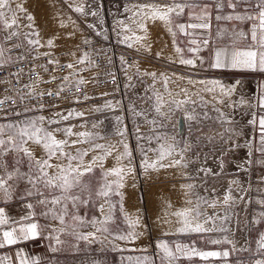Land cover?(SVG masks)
Segmentation results:
<instances>
[{
	"label": "rangeland",
	"instance_id": "1",
	"mask_svg": "<svg viewBox=\"0 0 264 264\" xmlns=\"http://www.w3.org/2000/svg\"><path fill=\"white\" fill-rule=\"evenodd\" d=\"M30 1L13 0L11 4L13 10H16L17 4H22L26 10V12L17 11L18 27H16V30L19 36L14 38L13 41L4 42L5 47L10 49V51L6 52V56H10L11 60V55L14 51H34L42 54L74 52L77 48L93 43L98 39L103 41L113 40L134 56L131 64L120 65L121 80L119 82V94L113 95L112 93L103 91L100 93V98L93 102L52 112L18 115L1 122V124L19 123L20 121L29 119L38 120L39 117L43 116L45 118L42 124L44 129L47 131L61 129V131L54 133L57 140L67 139L70 144L72 141H77L73 146L66 147V152H71L73 155L77 151L87 152V155L83 157L85 164L89 163L93 157L104 154V149L96 148V145H103L105 149L111 148L114 145L115 149H113L112 155L106 156L103 161V168L96 166L91 172L85 173L81 178L82 183L87 184L93 193L104 183L103 171L116 166V157L124 152L125 144L131 153L132 172L125 175L123 181L124 186L119 189L123 194V211L120 210L121 197L119 195L111 196L114 209L112 219L106 224L110 234L97 233V236L103 240L102 244L87 243L77 241L73 235L68 234L71 229L66 230L60 234V239L64 243L57 245L59 248L57 255L60 263L146 264L144 258L147 257L151 264H169L167 258L162 260L164 254L158 247L161 242L167 243L173 252H175L177 245L195 247L197 250L202 251L229 252L227 258H209L208 260H201L198 256H193L191 259L181 256L180 259L172 262V264H245V259L250 261L254 257H259L260 251L255 242L258 235L256 227L258 226H256L257 223L255 221L259 219L258 208L263 207L258 201L264 200V172L255 169V163H253L252 159L250 164L248 163L250 170L248 172L247 187L245 193L242 195L244 199H236V205L227 206L222 203V199L208 198L199 193V187H197L198 180L196 179V172L194 171L195 167L199 166L202 157L218 151L213 148V144L208 140V135H205L209 132L208 129H211L210 131L214 129L215 132L216 128H220L221 130L224 128L227 136L234 134V122L230 121V118L224 115L225 111L223 109L226 101L233 107L236 105L233 96H225L220 92H216L218 90L208 91L205 85L213 81H218L227 87L230 86V80L235 79L237 81L246 78L221 74L206 75L205 73L196 72L197 65L201 61L200 56L192 59L195 67L181 64L180 60L190 59L192 57V54L189 52V47H191L189 44L190 41H188L191 35H201L200 38L208 36V45L211 47L213 44L214 49L231 43L230 33L232 27L223 36L217 35L218 32L227 29L228 21L217 22L213 18L209 30L186 29L185 31L190 33L188 35L175 27V24L198 22L189 20L186 10L182 16L174 17L172 29L176 33L175 38H173L163 22L162 34L164 37L160 39L161 41L152 42V40H149L150 44H148L147 40L143 44H140L132 39L129 41L124 35L123 29L128 20L123 19V17L114 20L113 15L115 9L117 10L119 4L127 6L129 4H138L142 1L144 3L156 2L161 5L170 3L171 0H98L99 10L102 14L100 30L82 16V11L77 12L75 10L77 7L69 6V2L72 1L43 0V3H45L41 6L47 12L50 13L52 3H54L55 9L57 10L56 13L58 14L57 17L61 16L59 20H63L64 24L70 26L68 27L69 31L64 35V41L68 42V44L56 49L53 46L49 47L47 42L50 39L46 38L44 34L42 35L39 21L32 9L35 7V4L29 3ZM82 1L84 3L86 0ZM197 2L212 3V0H197ZM79 8L82 9L83 7ZM240 10L243 11V8H237V11ZM227 11L231 12L232 10L225 7L224 12ZM29 14L34 18L32 21L26 18ZM214 15L215 12H213V17ZM129 18L127 17V19ZM28 24L32 25L31 28L27 27ZM229 24L230 26L231 24L236 25L237 22L233 21ZM25 33H29L30 35L26 38ZM5 35H7V30H0V38ZM28 39L33 41L39 40V44L29 45ZM14 43L21 44V47L13 48L12 45ZM199 43H201L200 40ZM176 48L181 49V51L177 52ZM76 55L78 54L76 53ZM98 74L93 72L88 79L90 77H99ZM201 81L204 82V84L202 83L203 85H201ZM196 82L200 87L193 86ZM84 84H89V80L84 81ZM138 88L144 89L141 101L136 96ZM160 98H162L161 113H166L167 115H161L156 112ZM173 101H188V103L177 108ZM142 104L145 108L147 107V111L144 113L140 111ZM69 113L72 114L69 115ZM176 115L182 121L180 137L178 136L179 134H176L179 132L177 127L178 123H175L174 120ZM188 115H192L194 118L189 120L187 118ZM64 117H67V119H64ZM48 121L56 122L48 123ZM67 128H71L73 133L71 136H65L63 129ZM80 133H85V135L81 136L79 135ZM158 136L165 137L169 142L175 136L176 141L179 142L177 152L186 143L191 145V149L184 153V160L180 165L175 167L167 166L172 160L180 159V156L174 152L171 156H166L160 161L157 165L158 170L149 169L145 173L143 167L144 154H146L149 162H153L158 155L156 150L159 149L161 144L165 143L164 139L157 140L156 137ZM149 137L152 138L151 141H149ZM193 138L196 139L193 141ZM242 138L244 137L242 136ZM238 141L239 138L237 141L234 140L237 147H244L243 143L239 144ZM226 143L228 148L230 140ZM27 147L33 151L36 158L45 156L44 149L41 145L29 142ZM142 148L144 150L143 153L141 151ZM233 148L231 149L233 150ZM19 156L23 157V153H20ZM16 157L17 154L15 153L7 155L5 161L8 164L9 170L15 166L14 160ZM224 160L228 163L230 160L229 154L224 156ZM50 162L53 165H63L67 163V160L66 158L58 159L54 157ZM75 163L73 161V164ZM184 163H187V167L183 166ZM121 164L127 166L128 159H124ZM160 165L165 166L161 167ZM20 168L23 172L28 171V160L26 157H23ZM53 171V169H49L50 174ZM236 175V173L232 172L225 174L223 177L226 179L231 177L227 179V182L233 185V187H237L238 185L231 183L233 180H236ZM220 177L222 176L212 177L209 175L207 179L212 181ZM116 179L117 177L115 176L107 177L108 182ZM189 184L193 185L192 189L186 187ZM26 187L27 185L21 182L14 192L13 197L19 199L20 194ZM201 197L203 201H207V203L200 201L201 211L209 216L215 214L217 217L215 223L218 226L223 224L229 231L199 234L191 232L181 233L178 231L182 225L173 213L186 207H194ZM31 198L39 199V197ZM189 200L192 201L191 204L188 203ZM211 201L216 202L217 206L215 208L209 206ZM102 204H104V198L93 195L92 200L87 205H82L74 211H77V213L80 211L81 213L84 207L83 219L85 221H91L93 218L103 220L104 216L100 211ZM39 207L43 206L39 205ZM240 207H243L247 214L246 232L243 237L246 240L243 239L242 246H238L239 237L237 235L239 228L237 225L239 218L238 209ZM69 208L70 211H73L71 204H69ZM106 209L107 205L105 204ZM226 211H233V216H231L236 223H234V229L227 227L225 224L228 221L222 219ZM95 213L98 214L97 217L94 216ZM42 218L46 225V230L50 231V234L52 233L54 236L55 233L52 232V229H59L61 225L57 220H53L51 216H42ZM65 219L68 224L73 223L69 217ZM136 221H138V224L133 226V222ZM208 226L210 227L211 224ZM78 230L85 234L95 232V228L90 223L79 227ZM130 232H135L139 235L134 240L115 239L117 235L127 236ZM105 236H107L106 240L104 239ZM224 237H227L229 241L235 242V250L233 249L232 243L222 242L215 245L209 243L211 239L223 240ZM52 240L50 239L51 242ZM74 245L76 247H73ZM113 245L116 246L115 250Z\"/></svg>",
	"mask_w": 264,
	"mask_h": 264
},
{
	"label": "snow or ice",
	"instance_id": "2",
	"mask_svg": "<svg viewBox=\"0 0 264 264\" xmlns=\"http://www.w3.org/2000/svg\"><path fill=\"white\" fill-rule=\"evenodd\" d=\"M13 0H0V30H7V35L0 38V67L5 63L11 60L10 56H6V52L10 49L5 47L4 42L13 41L14 38L19 36L16 27H18V16L17 11L26 12L22 4L16 5V10H13L11 7ZM141 13H143V19L149 20H160L163 21L165 26L168 28V31L175 38L176 33L172 29L174 23V17H180L185 14L187 10L189 20L198 21L197 23H188V24H175V27L178 28L181 32L187 33L186 29H202L209 30L211 28V22L213 18L217 21H236L240 23L251 22V26L248 32H245L243 29L237 30L236 27H233L230 33L231 43L219 47L214 52V63L212 67L215 68H232V69H241V70H259L264 72V0H212V3H199L197 0H171L170 3H165L161 5L147 4L139 6ZM227 7L231 9V12L225 13L224 9ZM243 7V11H237V8ZM144 9L148 11L145 12ZM77 12L82 11L81 8L77 7L75 9ZM213 12L215 15L213 17ZM95 14V13H93ZM139 14V13H138ZM27 20L32 21L34 18L32 15L26 16ZM31 24H28L27 27L31 28ZM91 27V25H89ZM140 27L145 32L147 31L143 23L140 24ZM225 33H228L227 29H224L217 33L218 36H223ZM250 34V43L245 45L243 48L238 47L237 44L241 39H248ZM30 34L25 33L27 38ZM138 39H144L140 37ZM175 42V41H174ZM190 43L197 44L195 40ZM203 45H208L209 41L204 39L202 41ZM29 45H38L39 40L28 39ZM48 46L53 45L52 40H48ZM131 46V45H130ZM13 48H20L21 44L14 43ZM199 45L194 49H189V51L198 52ZM177 52H180L181 49L176 48ZM159 55V54H158ZM51 62V61H50ZM181 64L191 65L195 67V63L192 59H181ZM69 68L72 67L71 64L68 65ZM47 69H45L46 71ZM155 75V74H153ZM67 80V77H65ZM83 83V81H80ZM191 83V81H190ZM201 83H204L201 81ZM240 82L236 81V85ZM212 84L220 88V91L225 96H230L235 92L236 85L224 86L218 81H213ZM208 91H213V89H207ZM52 95V93H47ZM43 95V94H41ZM87 98V97H85ZM223 102V101H221ZM4 101L0 100V104H3ZM177 108L181 107L183 104L188 103V101H173ZM162 98L156 107V112L161 115H167L166 113H161ZM261 106L264 107V101H261ZM171 111V109H170ZM20 115V113H15ZM72 113H69L71 115ZM82 115V114H79ZM189 120L193 119L192 115H188ZM67 119V117H64ZM45 118L43 116L37 119H29L25 121H20L19 123H8L0 124V200L4 203H7L12 199L14 192L21 182L27 185V187L20 194L19 199L29 201L31 197H39L35 201V204L32 202L25 203V207L29 210H33L36 205H41L44 207V211L40 215L44 217L51 216L53 220H57L61 227L59 229L53 228L52 232L55 235H50L47 238L55 240L56 245L64 243L60 239V234L64 233L66 230L71 229L68 233L73 235L77 241H84L87 243H103L97 233H109V228L106 226L107 222L112 219V213L114 205L111 200V196L119 195L121 197L120 201V210L123 211V194L119 189L124 186V177L125 175L132 172L131 167V153L128 150V146L124 145V152L116 157L117 164L112 169L104 170L103 177L104 183L95 191L88 187L87 184L82 183L81 178L87 172H91L94 167L100 166L103 168V161L106 156L112 155L113 149H105L103 145H96V148L104 149L103 155H98L93 157V159L85 164L83 157L87 155V152L77 151L75 155L71 152H66V147H71L77 141H72L71 144L67 139L57 140L55 138V132L61 131V129H55L54 131H47L42 127ZM56 121H48V123H55ZM260 128V146L257 149L262 155H264V117H261L259 120ZM65 136H71V128L63 129ZM79 135L83 136L85 133H80ZM123 135V133H121ZM151 141V137L148 138ZM157 140L164 139L165 143L161 144L159 149L156 151L158 155L156 160L149 162L146 154H144L143 167L145 173L149 169L158 170L157 165L162 159L166 156H171L174 152L180 156V159H174L170 162L168 167H175L180 165L184 160V153L191 149L190 144H185L183 148L179 149L177 152L178 141H176L175 136L171 138L169 142L165 137L158 136ZM31 142L32 144L41 145L44 149L45 156L41 158H36L33 151L27 147ZM251 147V145H246ZM151 150V149H150ZM142 153L144 152L143 148L141 149ZM15 153L17 157L14 160V167L9 170L8 164L5 161V157L8 153ZM23 153V157H26L28 160V171H21L20 165L23 162V157H20L19 154ZM66 158V164H56L53 165L50 161L53 158ZM124 159H128V165L123 166L121 162ZM73 161L76 163L73 164ZM164 167L165 165H160ZM184 167H187V163L183 164ZM49 169L54 171L50 174ZM202 171H208L207 169H201ZM115 176L116 180L108 182L107 177ZM232 184L239 185V181L233 180ZM188 189H192L193 185L189 184L186 186ZM93 195L96 197L104 198V204L100 206V211L104 216L103 220H97L93 218L91 221H85L81 216L77 214V210L82 205H87L90 200H92ZM244 197L241 196L240 200H243ZM200 201H203V198H199L196 205L192 208H184L180 211L173 213L182 225L178 231L181 233L191 232V233H210L215 231H229L226 227L217 225L215 223L216 215L209 216L205 212L201 211ZM207 203V201H203ZM236 198L232 195V188L228 189V194L223 197L224 205L230 206L235 204ZM189 204L192 203L191 200L188 201ZM261 205H264V200L258 201ZM69 204H71L70 211ZM105 204L107 209L105 210ZM58 206V207H57ZM210 207L215 208L216 202H211ZM36 213L35 211H29V213L21 218V221H33L27 224H23L21 221H15L10 223V218L6 214L5 208L0 207V248L5 247L6 245H14L21 243L29 239H36L41 235L42 228L34 221ZM260 217H264V212L258 214ZM66 217H69L73 223L68 224L66 222ZM203 217V219H201ZM223 220H228L230 217L225 212ZM87 223H90L92 227L95 228V232L82 233L78 230L79 227L85 226ZM255 223L259 224L260 220L257 219ZM138 224V221L133 222V226ZM211 224L209 227L208 225ZM19 225V226H14ZM99 225V226H98ZM110 234V233H109ZM167 234V233H166ZM138 233L130 232L127 236L117 235L115 239L119 240H134L138 237ZM107 239V236L104 237ZM232 243L233 249L235 250V242L229 241L227 237H224L223 240L220 239H211L209 240L210 244H220V243ZM259 249L264 250V232L260 234V239L257 242ZM73 247H76L75 245ZM158 247L163 252V257L169 260V264L180 259L181 256H185L189 259L193 256H198L201 260H208L209 258H227L229 256L228 251H202L197 250L195 247L181 246L177 245L175 252H173L167 243L161 242ZM115 250L116 246L113 245ZM53 252L59 251L58 247H52ZM122 250V249H121ZM244 250V249H240ZM23 250L17 252V256L20 257V264H28V261L22 257ZM144 261L146 264H151L148 261V258L145 257ZM32 264H39V258H36L32 261ZM255 264H264V260H257Z\"/></svg>",
	"mask_w": 264,
	"mask_h": 264
},
{
	"label": "built area",
	"instance_id": "3",
	"mask_svg": "<svg viewBox=\"0 0 264 264\" xmlns=\"http://www.w3.org/2000/svg\"><path fill=\"white\" fill-rule=\"evenodd\" d=\"M70 52L12 53V60L0 67V124L15 113L52 112L96 101L103 91L120 93V65L133 62L131 52L113 40L99 39ZM93 72L101 76L88 79Z\"/></svg>",
	"mask_w": 264,
	"mask_h": 264
},
{
	"label": "bare ground",
	"instance_id": "4",
	"mask_svg": "<svg viewBox=\"0 0 264 264\" xmlns=\"http://www.w3.org/2000/svg\"><path fill=\"white\" fill-rule=\"evenodd\" d=\"M67 1H72V2H69L70 7H83L82 8V16L88 22L93 23L92 25L96 26L98 28V30L101 29L102 14L99 10L98 0H86L84 3L82 0H67ZM29 3L35 4L34 5L35 7L32 9L35 13V16L37 17V20L39 21V27L41 28V33H42V35L44 34L46 38L53 41L52 46L57 49L58 47H60L62 45L68 44V42L64 41V35L66 34V32L69 31L68 27H70V26H68L67 24H64L63 20H59V18L61 16L57 17L58 14L56 13L57 10L55 9V6H54L55 4L52 3V9L49 13L46 11V9H44L41 6L42 4L44 5V3H45V2L43 3V0H31ZM147 4L160 5L156 2L155 3H152V2L151 3H144L142 1H140L138 4H129L127 6L119 4V6L117 7V10L115 9V13L113 15L114 20H117V18H120V17H123V19L128 20L126 22V26H124L123 30H124V35L127 37V39L129 41H130V39H132L134 41H137L140 44H143L144 42H146L148 40L147 43L150 44L149 40H152V42L153 41H161L160 39H162L164 37L162 34L163 26L165 25V24L163 25V21H160V20L153 21V20L142 18L143 13H141L139 6L147 5ZM144 11L147 12L148 10L144 9ZM93 13H95V14H93ZM127 17H130V18L127 19ZM141 23H143L145 25V27L147 29L146 32L141 29V27H140ZM140 37H144V39H138ZM98 76L99 77L101 76L100 73L98 74ZM187 83H189V82H187ZM229 83H230L229 84L230 86L236 85V81H230ZM203 84L201 83V85H203ZM189 85H191V84H189ZM193 86L198 87L199 84L196 82ZM202 87H204V86H202ZM205 87L208 89H213V91L218 90L216 92L221 93L220 88L219 87L217 88L212 83H207L205 85ZM143 90H144L143 88L142 89L138 88V90L136 92V96L139 97L140 101L143 97V92H144ZM254 95H255L254 94V85L252 84L251 81L250 82H240L238 85H236L235 92L232 94V96L234 98V102L236 104L234 106L235 108L231 104H229V102H227V101L223 105V109L225 111L224 115H226L228 118H230V121L234 122V126L237 128V130L243 134L242 136L244 138L241 139V137H240L238 143L239 144L243 143L244 155L239 154V153H241V151L239 152V149H240L239 147H238L239 149L236 148L237 151L231 152V159H232L231 161L232 162L226 166L223 165L221 162V157L224 154V152L222 150L220 152H217L214 155L211 154V155H207L206 157H202L200 159L199 166L195 167V170H194L196 172L195 173L196 179L198 180L197 181V187H199V193L202 196L204 195V196H207L208 198H218V199L223 200V198H221V197L224 196L226 193H228V189L230 187L232 188V195L236 199H239L245 193L247 183H248V175H249L248 172H249V168H250V167H248V163L250 164V158H251L250 157V147H248L246 145H249L252 142L251 141V137H252L251 136V124H252V118H253L252 112H253V108H254L253 102L255 99ZM234 102H233V105H234ZM140 111L142 113L146 112L147 107L145 108V106H143V104H142ZM174 120H175V123H178V126H177L178 131H181L180 130L181 127L179 126L181 119H179L178 115H176ZM223 134L224 133L220 128H216V130L214 132V135H215L214 139L215 140L213 141L215 146H216V144H217V146H223V144H224ZM201 169H207L208 171H202ZM232 172L237 174L235 177V179L237 181H239V185L237 187H233V185H231L229 182H227V179H230L231 177L227 178V179L223 177L225 174H229ZM209 175H211L212 177L213 176H222V177H220L218 179H214L212 181H209L207 179L209 177ZM222 200H221V202H222ZM221 202H220V204H221ZM232 213H233V211L227 212L230 219L227 220L228 222L225 225L231 229H234L236 223L234 222V218L232 217L233 216ZM238 213H239L238 214L239 218L237 221V225L239 227L238 231H237V235L239 237L238 246H242L243 245L242 241L244 239L243 237L245 236V232H246L247 214H246V210H244L243 207H240L238 209ZM149 216H151V215H149ZM244 240H246V238Z\"/></svg>",
	"mask_w": 264,
	"mask_h": 264
},
{
	"label": "crops",
	"instance_id": "5",
	"mask_svg": "<svg viewBox=\"0 0 264 264\" xmlns=\"http://www.w3.org/2000/svg\"><path fill=\"white\" fill-rule=\"evenodd\" d=\"M240 11H242V10H240ZM228 12H230V11H227L225 13H228ZM229 23H231V22H228L227 30L231 27L232 28L236 27L237 30L243 29L245 32H248V30L251 26V22H245V23L237 22L236 25L231 24V26ZM190 37L191 38L188 41L191 42V41L195 40L197 42V44L189 43L191 46V47H189V49H194L197 47V45H199V49H200L198 52L189 51L192 54V57L190 59H194L195 57L200 56L199 58L201 61L197 65L196 72L205 73L206 75L221 74V75H227V76L245 77L246 79H240L238 81H240V82H250L251 81L252 84L254 85V94H255L254 98L255 99L253 102L254 108H253V112H252L253 118H252V124H251V136H252L251 141L252 142L250 143V145H251V147H250V157H251L250 162L253 159V163H255L254 166L256 167L255 169L257 171L264 172V155H262L259 151H257V149L260 146L259 120L261 117H264V107L261 106V101H264V72H261L259 70L253 71V70H241V69H232V68H215V67H212V64L214 63V52L217 49H214L213 44L211 45V47H209V45L205 46L202 43V41L204 39H207L209 37L207 36L205 38H200L201 35H191ZM199 40L201 41V43H199ZM248 43H250V34L248 36V39H241L238 42L237 46L243 48ZM228 44H230V43H228ZM230 81H236V80L233 79ZM208 130H209V132L205 135H208V140L213 144V148H215V150L219 149L217 152H220L221 150L224 152V154L221 157V162L225 166L228 165L229 163L232 162L231 161L232 160L231 159V152L236 150V148L238 149L237 145L235 147V145H234L235 143L233 141L235 139H236L235 141H237L238 138L242 137L241 136L242 133H240V131H238L237 128L234 126V129H233L234 134L232 136H227L225 129L222 128V131L224 133L223 138H224L225 142H224L223 146H217V144L215 146V144L213 143L214 136H215L214 135V129L212 131H210V129H208ZM176 134H179L178 136L180 137L181 131L177 132ZM195 139L193 138L192 140L194 141ZM228 140H230V143L228 144L229 146L227 148L226 142ZM232 147H234L235 149L233 148V150H232L231 149ZM242 148L240 147L241 150L239 149V152L241 151V153H239V154L244 155V147H242ZM216 153H212V154L214 155ZM226 154H229V156H230V161H228V163H226L224 160V156ZM209 155H211V154H209ZM37 199L38 198H30L29 201L32 202L33 204H35V201ZM29 201L21 200V199L14 198V197H12V199L9 200L7 203H4L2 200H0V207L5 208L6 214L10 218V223L15 222V221H21V218L26 216L29 213V211H35L36 215L33 219L42 228L41 235L38 236V238H36V239H29V240L23 241L21 243H17V244L10 245V246L6 245L5 247L0 248V264H20V257L17 256V252L19 250H23L22 257H23V259L28 261V264H32V261L36 258H39V264H61L59 259H58V255H57L58 251L53 252L51 250L52 247H57L56 243L54 242V240H52V242H51L50 238H47V237H49V235H52V233L50 234V231L46 230V228H45L46 225L44 224L42 215H40V213L43 212L45 209L43 207H39V205H36L33 210H29L24 206L25 203H27ZM83 209H84V207L82 208L81 213H80V211H78V213H77L78 215H82L81 216L82 218L84 216V210ZM258 211H259V213L264 212V205H263V207L258 208ZM97 215H98L97 213L94 214L95 217H97ZM259 220H260V223L256 225V226H258V227H256L257 233H258L257 238L255 239L256 245L260 239V234L262 232H264V217L259 216ZM21 222L23 224H27V223H30L33 221L24 220ZM14 226H19V225H14ZM258 250L260 251L259 257H254L250 261L245 259V264H248V263L249 264H255V261H257V260H264V250L259 249V248H258Z\"/></svg>",
	"mask_w": 264,
	"mask_h": 264
},
{
	"label": "water",
	"instance_id": "6",
	"mask_svg": "<svg viewBox=\"0 0 264 264\" xmlns=\"http://www.w3.org/2000/svg\"><path fill=\"white\" fill-rule=\"evenodd\" d=\"M181 125H182V121H180V123H179V126L181 127Z\"/></svg>",
	"mask_w": 264,
	"mask_h": 264
}]
</instances>
